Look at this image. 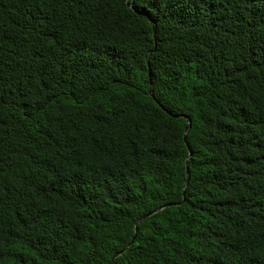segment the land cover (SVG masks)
<instances>
[{
	"label": "trees",
	"instance_id": "trees-1",
	"mask_svg": "<svg viewBox=\"0 0 264 264\" xmlns=\"http://www.w3.org/2000/svg\"><path fill=\"white\" fill-rule=\"evenodd\" d=\"M135 235L113 264H264V0H0V264Z\"/></svg>",
	"mask_w": 264,
	"mask_h": 264
},
{
	"label": "water",
	"instance_id": "water-1",
	"mask_svg": "<svg viewBox=\"0 0 264 264\" xmlns=\"http://www.w3.org/2000/svg\"><path fill=\"white\" fill-rule=\"evenodd\" d=\"M153 24H154V22H153ZM148 64H149V59H148ZM149 70H150V69H149ZM150 79H151V74H150ZM150 93H151V94L153 93L152 89L150 90ZM171 114H172V113H171ZM175 116H176V115H175ZM179 116H182V117L188 119L189 124H191V120H190V118H189L187 115L180 114ZM187 132H188V131L186 130V133H187ZM185 138H186V136H185ZM190 156H191V152H190V154H189V157H190ZM189 178H190V175H189V167H188V165H187V180H186V183H185V189H186V187H187V185H188ZM169 205H171V204H169ZM163 208H165V205L162 206V207L157 208V209L154 210V211H151V212L147 213V214L144 215V216H142V217L136 222V229H138V224H139L141 221H143V220H144L145 218H147L148 216H151V215H153L154 213L161 211ZM135 238H136V235L132 238L131 242L128 244V246H127L124 250H121V251L115 253L114 256L112 257V259H111V261H110L109 264H113L114 261H115V259H116L119 255H121L125 250H127V249L133 244Z\"/></svg>",
	"mask_w": 264,
	"mask_h": 264
}]
</instances>
